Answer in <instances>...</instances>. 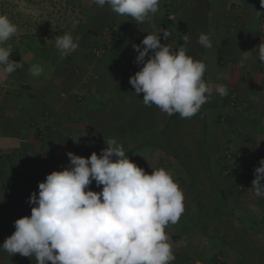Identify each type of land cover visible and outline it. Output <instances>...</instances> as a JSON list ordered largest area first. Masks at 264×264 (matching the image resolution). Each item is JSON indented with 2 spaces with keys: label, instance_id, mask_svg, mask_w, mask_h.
Listing matches in <instances>:
<instances>
[{
  "label": "crops",
  "instance_id": "1",
  "mask_svg": "<svg viewBox=\"0 0 264 264\" xmlns=\"http://www.w3.org/2000/svg\"><path fill=\"white\" fill-rule=\"evenodd\" d=\"M0 14L18 27L4 46L25 64V78L0 71V245L15 231V220L30 216L34 205L27 201L38 182L69 165L66 153L99 155L116 139L145 173L163 168L182 190L185 211L165 229L171 264H243V255H264V199L249 190L264 158V63L255 49L264 43L260 0H160L142 25L90 0H0ZM160 28L171 33L166 40L161 34L160 43L185 46L206 64L209 102L190 119L144 106L143 94L136 97L128 83L139 71L132 45ZM87 31L97 35L94 43H119L93 58L82 47ZM66 33L79 47L61 58L54 38ZM201 33L210 36L211 49L197 43ZM52 46L51 58L43 60L41 49ZM244 52L249 58L241 66ZM33 64L42 67L40 76L30 74ZM217 84L228 94L220 96ZM0 264L36 261L0 250Z\"/></svg>",
  "mask_w": 264,
  "mask_h": 264
},
{
  "label": "clouds",
  "instance_id": "2",
  "mask_svg": "<svg viewBox=\"0 0 264 264\" xmlns=\"http://www.w3.org/2000/svg\"><path fill=\"white\" fill-rule=\"evenodd\" d=\"M90 2L107 5L136 25L150 21L160 4V0ZM260 5L264 8V0ZM17 32L18 27L0 14V71L6 75L23 67L10 59L11 48L4 46ZM161 34L164 40L171 35L160 28L147 34L139 45H132L139 71L128 83L136 97L143 94L144 106L190 119L209 102L206 64L189 56L185 46L173 49L160 43ZM54 40L61 58L79 47L78 39L70 33ZM183 40L186 45L190 36L183 35ZM197 43L205 49L213 47L204 33ZM255 49L259 62L264 63V43ZM249 53H241V66ZM29 72L37 77L43 69L33 64ZM216 91L220 96L228 94L223 84H217ZM66 156L69 165L64 170L52 171L38 182V192L31 193L27 201L34 205L30 216L14 221L15 231L0 250L9 257L34 258L36 264H171L175 256L165 229L178 223L185 211L182 190L171 174L163 168L145 173L129 160L116 139H109L99 155L93 152L84 158L68 152ZM258 164L249 190L264 199V158ZM93 182L102 186L99 192L90 190Z\"/></svg>",
  "mask_w": 264,
  "mask_h": 264
},
{
  "label": "trees",
  "instance_id": "3",
  "mask_svg": "<svg viewBox=\"0 0 264 264\" xmlns=\"http://www.w3.org/2000/svg\"><path fill=\"white\" fill-rule=\"evenodd\" d=\"M87 36L85 37V40L83 41V43H82V47H83V50H84V47H86V46H89V45H101V44H97V43H94V42H92L96 37H97V35L95 34V33H91L90 31H87ZM112 41V40H111ZM116 43H119V42H117V40L116 41H112V45L114 46ZM53 49H54V47L52 46V47H50V49H48V48H43V49H41V51H40V57L44 60H49L50 58H51V55L53 54ZM79 54V53H78ZM76 55L74 54L69 60H68V62L72 65V66H74L75 64V62H74V57H75ZM10 59L11 60H13V61H15V62H17L13 57H11L10 56ZM18 63V62H17ZM22 65H23V67L22 68H20V69H18L17 71H15L14 73H12L11 75H17V76H20V77H22V78H25V76H24V74H22L21 72L23 71V69L25 68V64L24 63H21ZM71 69V68H70ZM11 75H8V77L9 76H11ZM67 87V82L66 81H64V84H63V92L64 93H68V89L66 88ZM204 148H201L200 149V152H202L201 150H203ZM163 150H164V152L166 153V154H168V155H171V156H173V157H175V154L173 153V151L171 150V149H169V148H163ZM205 150V149H204ZM133 152V150H131L129 153H127V154H131ZM184 152V151H183ZM2 164L0 163V173H4L5 172V169H3L2 167ZM183 167H184V169L187 171V170H189V169H193V165H191V164H183L182 165ZM255 256H257V259H256V262H254L253 260L255 259ZM253 255L252 257H247L246 255H243V264L245 263V264H264V262L262 261V260H259L260 258H259V255ZM263 257H264V255H263ZM263 262V263H262ZM217 264H223L222 262H220V261H218L217 262Z\"/></svg>",
  "mask_w": 264,
  "mask_h": 264
},
{
  "label": "built area",
  "instance_id": "4",
  "mask_svg": "<svg viewBox=\"0 0 264 264\" xmlns=\"http://www.w3.org/2000/svg\"><path fill=\"white\" fill-rule=\"evenodd\" d=\"M112 49V41L111 39L106 40L101 45H89L85 47V51L88 55H90L93 58H101L105 56L109 51ZM224 154L226 157L230 158L231 153L229 150H225Z\"/></svg>",
  "mask_w": 264,
  "mask_h": 264
},
{
  "label": "rangeland",
  "instance_id": "5",
  "mask_svg": "<svg viewBox=\"0 0 264 264\" xmlns=\"http://www.w3.org/2000/svg\"><path fill=\"white\" fill-rule=\"evenodd\" d=\"M53 8H55V6H53ZM7 9H8V8H7ZM259 258H260L259 260H262V261L264 262V257H263V255H259ZM263 262H262V263H263Z\"/></svg>",
  "mask_w": 264,
  "mask_h": 264
}]
</instances>
